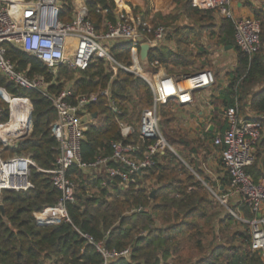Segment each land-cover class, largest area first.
Returning a JSON list of instances; mask_svg holds the SVG:
<instances>
[{"label":"built area","instance_id":"built-area-1","mask_svg":"<svg viewBox=\"0 0 264 264\" xmlns=\"http://www.w3.org/2000/svg\"><path fill=\"white\" fill-rule=\"evenodd\" d=\"M88 1L92 0H72V19L63 21L60 19L61 12L67 1L0 0V75L17 88L38 91L52 102L57 117L50 128L58 142V154L50 169L42 168L31 153L4 157L6 149H14L20 142L32 138L34 120L33 104L29 97L15 96L0 88V201L5 190L34 188L31 177L33 170H36L49 175L53 186L61 193L56 204L43 212H35L38 222L72 223L68 205L75 202L77 194V182L71 174L73 167L81 170L90 180L100 179L104 188L116 187L126 191L134 184L136 188L152 190L156 182L144 179V172L162 161L167 149L193 170L176 153L163 133L160 108L170 105L184 131L188 130L190 111L202 104L207 107V116L194 129V124L190 127L198 142L210 140L219 150L218 160L222 170L221 174L216 175L210 172L216 185L204 184L236 222L249 226L250 241L241 254H247L249 258L258 255L264 263V166L263 174L258 179L248 170L258 160V150L264 138V112L253 111L249 107L242 110L236 96L231 105H224L219 111L224 122L221 126L216 125L214 115L218 111L212 100L221 96L228 85V78L220 81L211 66L200 63H196L188 72L175 73L163 66L156 69L151 61L142 64L141 44L149 42L155 44L154 49H163L167 46L168 26L158 24L150 36L145 30V11L134 13L130 8L126 15L122 14V18L104 21L102 29L98 30L89 17ZM190 3L196 9L230 19L236 48L249 55L250 59L258 52H264L261 20L255 15L235 16L233 0H190ZM187 24L190 23L187 21ZM5 43L37 57L48 67L50 78L41 74L30 76L29 68L18 69L7 56ZM118 44L131 46L130 64L121 63L112 55V46ZM215 46L218 53L227 52L228 45L216 41ZM97 59L104 62L110 75L107 86L75 96L73 82L60 79L61 69L85 71ZM120 69L147 81L153 96L151 107L137 111V100L134 98L126 103L127 114L120 108L112 95V83ZM61 84L63 87L60 91L52 90L53 86ZM102 97L107 99L106 105L114 113L121 138L111 141L109 154L100 152L93 160L85 161L82 147L87 139L86 132L92 126H97L96 120L101 115L100 109L94 112L91 108L98 105ZM19 101L27 106V121L17 127L14 126L15 114L22 109ZM226 177L228 183L223 185L222 179ZM141 210L142 205L137 208V211ZM247 212L252 216L249 217ZM40 214L48 215L41 217ZM75 229L87 245H94L103 255V264H111L113 260L131 254L130 248L121 251L107 249L103 241H97L77 227ZM215 244L222 245L221 239L218 238ZM168 262L171 263V260ZM225 264L235 263L227 261ZM240 264L250 263L245 261Z\"/></svg>","mask_w":264,"mask_h":264},{"label":"trees","instance_id":"trees-1","mask_svg":"<svg viewBox=\"0 0 264 264\" xmlns=\"http://www.w3.org/2000/svg\"><path fill=\"white\" fill-rule=\"evenodd\" d=\"M67 1L61 12V20L68 21L73 16L72 0ZM181 7L190 20L198 25L178 28L174 36L185 48L184 53H174L163 49H154L150 53V61L156 66H165L169 72L182 68L188 72L196 64L198 56H194L187 48L190 35L198 38L203 29L211 27L202 23L212 21V12L201 11L191 6L190 0H173ZM249 4V0H245ZM89 17L98 30L103 27L105 17L116 21V0L88 1ZM145 30L150 36L155 21L148 15ZM256 17L262 22L261 36L264 39V11H257ZM163 21L164 16L158 15ZM165 24V23H164ZM167 24V23H166ZM218 42L236 48L233 22L223 18L218 33ZM7 56L18 69L26 70L30 76L36 74L50 78L48 67L37 57L27 54L10 43H5ZM237 61L234 69L228 73V85L222 91L221 99L228 106L239 97L242 110L249 107L253 111L264 112V86L251 95H245L248 87L264 82V52H258L252 59L237 48ZM112 55L121 63L130 64L131 46L114 45ZM75 74L74 95L94 92L105 88L110 75L106 72L102 60H95L85 71L61 69L60 79L71 81ZM5 88L15 96H27L33 104L32 138L19 143L18 147L8 148L4 157L16 154L31 153L37 163L45 169L54 166L58 154V142L51 133L50 124L56 119L57 112L52 102L38 91L19 89L0 75V88ZM63 84L53 86V91H60ZM113 98L119 103L125 114L128 113L126 103L136 98V110L149 108L153 104V96L147 81L134 73L120 69L116 80L112 83ZM223 95V96H222ZM21 105L25 103L19 101ZM107 99L102 97L98 105L91 110H102L107 114L108 124L103 128L92 126L86 132L82 156L85 161L93 160L100 152H111V141L119 140L121 135L113 111L106 105ZM27 108V106H26ZM162 130L170 145L192 167L199 160L200 153L184 138L178 124L176 114L171 107L168 112L161 111ZM7 116H5L6 118ZM27 121V118L25 122ZM200 143V142H199ZM264 147V138L260 144ZM191 153L190 157L185 153ZM189 159H188V158ZM178 156L167 149L162 161L144 172V179L155 181L152 190L136 188L135 185L126 190L116 187L104 188L100 179L86 178L77 167L71 169L72 178L77 182V194L74 203L68 205L72 223L43 224L38 222L35 212H43L56 204L60 191L55 188L49 175L36 170L32 172L35 187L28 190H5L0 203L5 206L6 218L0 211V264H103V255L92 244L76 231L75 227L91 234L97 241H103L107 249H131L129 257H120L111 264H235L249 261L250 264H264L258 255L249 258L241 254L250 241V233H234L228 242L205 251L203 238L215 230V215L209 213L212 195L204 182L216 185L214 179L197 177L185 168L174 165ZM187 169V168H186ZM255 179L263 174V165L258 160L248 168ZM228 178L222 179L226 185ZM155 190V196L151 192ZM142 205L143 210L137 211ZM48 214H40L47 217ZM247 215H252L247 212ZM233 219L232 216L229 217ZM205 219V221H204ZM204 222V223H202ZM223 223V219L220 221ZM241 240V247L234 244ZM243 253V252H242ZM171 260V263L168 260Z\"/></svg>","mask_w":264,"mask_h":264},{"label":"crops","instance_id":"crops-1","mask_svg":"<svg viewBox=\"0 0 264 264\" xmlns=\"http://www.w3.org/2000/svg\"><path fill=\"white\" fill-rule=\"evenodd\" d=\"M264 0H249V4L245 2V0H233V12L234 15L237 17L240 16H252L255 15L256 16V12L257 11H264V4H263ZM117 9H115V16L118 18H122V14H127L128 10L131 8L133 9L132 11H134V13L139 12V11H145V14L143 15V19L147 21V15L150 19H152V17L157 13V12H162V14H166L168 13L170 10H177L178 5L173 2V0H117ZM170 9V10H169ZM175 10V11H176ZM127 17V16H126ZM216 18V16H215ZM187 21L190 24H185L183 26L186 25H191L194 26L195 28L198 27V25H195L194 22L192 20H190L188 17L186 18ZM108 20L106 17L104 19V21ZM217 22V23H216ZM212 23V21H207L202 23L203 25H217V28H213L214 31L218 32L220 31V26H221V20L219 21V19L217 18V21ZM169 28V32L167 34V46H165L164 48H166L169 51H172L174 53H184L185 52V48H183L180 44H179V40L177 39L176 36H174L175 31L178 29L173 28L171 25H167ZM198 29V28H197ZM199 31V29H198ZM207 29H203V32L201 35L198 36V38H196L193 34L190 35V40H189V45H188V50L193 53L194 56H196L197 54H202V58L200 59L201 61L196 62V63H200L202 66H211L216 73H220L222 72L225 73L228 71V68H230L231 70L235 67L236 65V61H237V50L236 48H232V49H227V52L222 54V53H218L219 50L216 49V41L218 42V39L216 37L215 38H207V34H206ZM210 33V31L208 32ZM196 39H194V38ZM198 39V40H197ZM229 55V57H232L230 61H228L227 59H223L224 57H227ZM224 60V62H222V60ZM228 62V63H226ZM230 64V65H227ZM227 66V67H226ZM164 69L168 70L167 67L163 66ZM169 71V70H168ZM222 74H220L222 76ZM76 78H78V75L75 74L74 79L71 80V82H73L74 86H75V80ZM223 96V95H222ZM222 97H216L214 98L212 101L214 103V105L216 106V111L215 112V117H214V122L216 125L221 126L224 122V120L221 118V114H220V110L222 109V107L224 106L223 102H222ZM101 115H104V117L106 118V123L105 124H98L97 126L98 128H103L108 124V118H107V114L105 112H103L102 110H100ZM190 118L188 120V130L186 131H191V133L193 134L194 137V132H192V128L190 127V125L194 124L193 129L195 128V125L200 121H202V119L207 116L208 110L207 107L205 105H199L197 107H195L193 110L190 111ZM94 116L96 117V114H94ZM222 119V120H221ZM185 131V132H186ZM195 139V138H194ZM208 158L210 159V163L214 166V169L218 172L219 174H221V166L220 164H218V151L216 152L213 151V153L208 155Z\"/></svg>","mask_w":264,"mask_h":264},{"label":"rangeland","instance_id":"rangeland-1","mask_svg":"<svg viewBox=\"0 0 264 264\" xmlns=\"http://www.w3.org/2000/svg\"><path fill=\"white\" fill-rule=\"evenodd\" d=\"M263 4H264V2H263ZM175 10H176V8H175ZM175 10H170L168 13H166L164 15L162 14V12H157L152 17L151 20L155 21L154 25L160 24V23H162V24L165 23V25H171L173 28H176V29L183 27V25H185L187 23L186 14H184V11L181 9V7L179 5L177 7V10L176 11ZM158 15H160V16L162 15V16L166 17V19L161 21L158 18ZM217 18L219 19V21L221 20V22H222V20H223L222 17L217 16L215 18V16H214L212 23H213V21L216 22ZM217 25L218 24L211 25V27L207 29V31H206V34H207L206 37L207 38H215L217 36L218 32L213 30V28H217ZM209 31H210V33H208ZM196 56H198L196 62L201 61L200 59L202 58V54H199V55L197 54ZM231 58L232 57H229V55H228L227 57H224L223 59H227L228 61H230ZM223 59H221L222 62H224ZM226 63H228V62H226ZM227 65H230V64H227ZM193 67L194 66L190 67L189 70L193 69ZM155 68L158 69L160 67H159V65H156ZM178 71H182V68H180L179 70H175V72H178ZM229 71H231L230 68H228V71L223 73V74H222V72L218 73V77L220 78V81L222 78L227 80ZM220 74H222V76ZM262 86H264V82H261L257 85L251 86V87H248L247 90L244 91V93H245V95H247V94L251 95L252 93H255L257 90L261 89ZM169 110H170V105H162V107L160 108V112L161 111L168 112ZM221 118H222V116H221ZM96 122L98 124H102L103 122L106 123L107 121H106V118L104 117V115H100V117L96 120ZM105 123H103V124H105ZM178 124H179V121H178ZM161 125H162V120H161ZM179 127H180V124H179ZM184 131H186V130H184ZM184 131H181L182 134H180V136H178V137L175 136V138H184L187 141H191L192 146L194 148H196L198 150V152L200 153V155H199L200 157H199V160H195L194 167L189 165L190 167L193 168V170L191 168H189L185 163H183L179 158L177 159V161L174 162V165L177 166L178 168H185L186 167L187 169L185 168V170L191 172L196 177H197L196 172L198 173V170H201V172H200L201 177L206 176L208 178L214 179V175L219 174V172H218V170L216 171L214 169V166L210 163V159L208 158V155L213 153V151H215V150H216V152L219 150L211 144L210 140H206L202 143H199L196 139H194L193 134L191 132H188V131L184 132ZM190 155H191V153H188V152L185 153V156L190 157ZM258 157H259L260 163L264 166V147H262V146H260V148L258 150ZM218 164H220V160H218ZM210 172H212L214 175H212ZM212 198H213V202L210 205L211 208H210L209 213H210V215L211 214L215 215V219H216L215 220V230H214V232L207 233L203 238V245H204L205 251H207V250L210 251V249L212 247H216L217 245L215 243H216L218 238L221 239L222 245L225 243H227L229 245L228 237L230 235H233L234 233H242V232L248 233V231H249L248 225H243L239 222H236L235 219L230 220V218H229L230 215L228 214L227 208L224 205H222L221 203H219V201L216 200V198L213 195H212ZM1 199H2V197H1ZM222 219H223V223L221 224L220 221ZM204 221H205V219H204ZM202 223H204V222H202ZM240 243H241V240L239 239L234 244L239 245L241 247L245 246V245L242 246L243 244H240Z\"/></svg>","mask_w":264,"mask_h":264},{"label":"water","instance_id":"water-1","mask_svg":"<svg viewBox=\"0 0 264 264\" xmlns=\"http://www.w3.org/2000/svg\"><path fill=\"white\" fill-rule=\"evenodd\" d=\"M154 47H155V44H152V43H149V42L141 44V46H140V61L142 62V64L149 63V61H150L149 54H150V51L152 49H154ZM226 48L227 49H232L233 46L232 45H228ZM155 193H156V191L153 190L151 192V197H154ZM0 211H1V214L3 215V217L6 218L5 206L2 203H0Z\"/></svg>","mask_w":264,"mask_h":264},{"label":"bare ground","instance_id":"bare-ground-1","mask_svg":"<svg viewBox=\"0 0 264 264\" xmlns=\"http://www.w3.org/2000/svg\"><path fill=\"white\" fill-rule=\"evenodd\" d=\"M19 107H21V111H17V113L15 114V121H14V126H17V127H20V125H22V123H25V120H26V106L25 105H21V104H18Z\"/></svg>","mask_w":264,"mask_h":264}]
</instances>
